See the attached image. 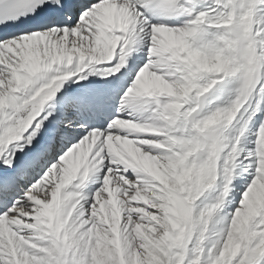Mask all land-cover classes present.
Returning <instances> with one entry per match:
<instances>
[{
  "label": "snow or ice",
  "instance_id": "1",
  "mask_svg": "<svg viewBox=\"0 0 264 264\" xmlns=\"http://www.w3.org/2000/svg\"><path fill=\"white\" fill-rule=\"evenodd\" d=\"M0 264H264V0H0Z\"/></svg>",
  "mask_w": 264,
  "mask_h": 264
}]
</instances>
